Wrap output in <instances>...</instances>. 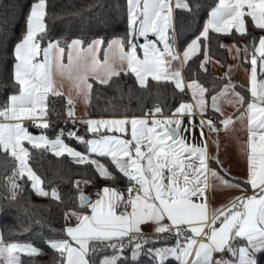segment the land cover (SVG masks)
Listing matches in <instances>:
<instances>
[{"label":"snow or ice","instance_id":"snow-or-ice-1","mask_svg":"<svg viewBox=\"0 0 264 264\" xmlns=\"http://www.w3.org/2000/svg\"><path fill=\"white\" fill-rule=\"evenodd\" d=\"M201 5L202 0H126L125 35L85 42L79 37L62 40L50 36V24L62 16L50 13L49 0L31 3L25 31L10 54L11 82L0 76V157L5 163L9 159L13 162L11 172L4 177L7 194H0V217L19 212L23 183L30 182L31 191L39 197L64 203L58 188L43 187L44 181L29 165L31 152L25 142L31 149L50 151L56 157L67 155L77 165L91 166L99 178L113 184L117 173L126 180L124 189L109 185L97 189L94 201L83 190L92 186L91 180L72 182L75 196L69 195V199L77 203L63 213V238L44 239L54 253L52 264H141L142 258L149 264H262L264 0H218L210 6L206 21L193 38L182 41L183 25L196 21ZM97 6L102 7L91 3L85 8L91 11ZM63 15L80 17L82 11H65ZM96 22L110 23L106 16H97ZM252 30L262 34L253 36ZM212 34L250 37L243 46L220 45L229 52L234 50V58L249 65L247 96L231 82V67L222 78L228 82L219 91L213 89L210 97L206 96L210 90L197 79L185 84L182 72L193 58L203 57L199 70L207 73L212 63ZM139 38L143 42H138ZM7 39V30L0 25V56L7 54ZM122 74L133 75L144 90L149 89L150 80L157 85L170 83L180 94L190 92L195 104L181 100L170 110L171 115L165 116L158 96L141 117L78 121L75 100L71 91L66 94L61 90L62 81H69L76 95L90 106L94 83L110 87ZM50 96H67L65 116L73 125H85L94 138L78 135V129L67 133L61 129L55 139L29 133L24 121L40 129L51 127ZM209 100L215 121L197 122L194 109L205 116ZM225 104L234 108L232 115L225 116ZM237 120L246 131L243 181L230 177L218 155H209L204 130L206 124L218 136L221 130L234 131ZM196 130L200 143L195 142ZM64 135L85 145V152L70 147ZM98 158L107 159L115 171ZM212 163L216 167H211ZM218 188L241 193L251 190L252 195L230 197L226 206L210 209L209 195L214 197ZM73 220L75 224L70 223ZM35 223L42 225L40 220ZM145 226L151 228L150 235L144 232ZM48 230L55 234V230ZM170 238H174L171 245L167 243ZM108 250L111 254L101 255ZM125 252L130 255L125 256ZM22 255L32 258L46 253L31 243L6 241L0 228V264H24Z\"/></svg>","mask_w":264,"mask_h":264},{"label":"trees","instance_id":"trees-1","mask_svg":"<svg viewBox=\"0 0 264 264\" xmlns=\"http://www.w3.org/2000/svg\"><path fill=\"white\" fill-rule=\"evenodd\" d=\"M33 0H0V25L6 28L7 37L4 48L7 54L0 56V76L3 77L7 83L11 82L12 72V58L11 51L13 45L21 38L25 31V17L29 12V8ZM218 0H202L199 15L195 22L188 21L183 25L180 39L182 41H189L197 33L200 26L207 19V11ZM96 3L102 5L92 8L91 11L86 10L85 5ZM81 10L80 17L63 15L65 11ZM50 13H58L62 19L55 24H50L49 35L53 37H60L63 39L82 38L85 42L95 37H102L106 41L114 36H124L127 32V11L126 0H49ZM103 19L105 16L110 23L107 25H100L96 22V17ZM71 21V26H68V21ZM262 33L252 30L253 36H259ZM250 37H240L239 35L226 36L212 34L210 45V55L212 59L219 61L223 67H227L230 62V52L226 48L220 47L229 42H233L243 46L248 42ZM44 45V44H42ZM193 58L189 63V67L184 68V76L189 82L191 79H197L204 87L210 91L206 96L210 97L215 89L219 91L227 80L222 79L225 74L215 72L209 64L207 73L199 70V61ZM196 73V75H193ZM149 89L144 90L138 87L135 77L131 74L121 75L114 78L111 86H101L94 83L91 104L88 105L90 116H112V115H142L145 111L151 109L153 104L157 101L164 106V114H171V109L178 106L181 100H190L189 92L187 94H180L174 89L170 83L157 85L155 82L149 81ZM8 91H12L11 88ZM175 97V98H173ZM3 96H0V100ZM49 120L51 127L43 129L50 138L56 137L59 130L63 129L65 133L70 130L78 129L77 134L89 137L86 132V127L83 124L77 123L73 125L71 121L65 116L66 110V96L65 97H49ZM207 114L213 115L210 108ZM206 114V115H207ZM80 121V120H78ZM73 146L83 147L74 139H69L67 135L62 137ZM31 158L29 159L30 166L38 173L44 181L43 186L50 190L58 188L60 194L64 197V203L53 201L50 198H42L35 195L30 189V182L23 183L24 192L18 199V213H11L0 217V228L4 230V239L9 242H31L38 248L42 249L46 255L38 257H28L22 255L24 264H52L54 253L44 243L45 238H63L60 230L66 226L63 218V213L67 209L76 207V200L69 199V195L75 196L72 191V182L83 181L85 179L91 180L96 185L95 191L102 186L109 185L124 189L126 187V180L117 173V179L113 184L99 178L93 171L92 167H85L77 165L72 161L71 157L67 155L63 157H56L50 151L35 150L29 147ZM107 164L110 170L115 171L107 159L98 158ZM13 162L9 159L7 163L4 162L3 157H0V194H7L3 187L4 177L11 172ZM7 168V173L5 172ZM26 179V178H25ZM83 187V185H82ZM86 191V189H83ZM17 216L19 219H17ZM40 220L42 225H38L35 221ZM55 230L50 232L48 229ZM11 229V231H9ZM30 229V230H29ZM151 234V233H146ZM167 243L169 245L174 243V238H170ZM111 254V250L108 253ZM130 253L125 252V256ZM98 259V257H96ZM262 264H264V257H261ZM141 264H149L148 260L142 258ZM167 264H177L175 261L167 262Z\"/></svg>","mask_w":264,"mask_h":264},{"label":"crops","instance_id":"crops-1","mask_svg":"<svg viewBox=\"0 0 264 264\" xmlns=\"http://www.w3.org/2000/svg\"><path fill=\"white\" fill-rule=\"evenodd\" d=\"M154 38V37H150ZM138 42H143L142 38L138 39ZM233 42H229L226 45L227 46H232ZM45 46V45H42ZM235 57V51L233 50L230 52V62L227 67H222L221 63H216L217 60L212 59V63H210L212 69L219 73V74H226L227 68L231 67V73H230V79L233 84L237 86V91H240L244 95H248V93L245 91V89L248 86V79H249V74L246 71V69L249 68L248 64L242 63L241 59L234 58ZM102 58V56H101ZM67 61H65L66 63ZM182 75L184 77V82L185 84L188 83L184 76V72H182ZM57 81L60 82L61 78L56 77ZM91 82V81H90ZM63 83V88L61 89L64 91L66 94H68L71 91L72 98L75 100V112H76V119L77 120H87V119H100V118H112V117H123L127 116L129 118L131 117H141L142 115H112V116H90L89 111H88V105H86L83 102V99L79 96L76 95V92L72 89V85L70 84L69 81L66 79L62 81ZM190 94V100H186L185 102L195 104V101L193 97ZM67 98V96H66ZM224 108V114L225 116L232 115L234 112V108L227 106L226 104L223 105ZM196 112L195 115V120L199 122L201 119L208 120V119H213L215 121V117L213 115H205L201 117L199 110L194 109ZM165 116H170L171 114H164ZM149 119H151V116H149ZM49 120V117H48ZM183 120L185 121V124L187 123L188 117L185 116L183 117ZM7 123L8 121H3ZM39 122V121H37ZM24 124L26 125L29 133L33 135L34 132L45 134L47 133L40 128L34 127L32 122L30 121H24ZM217 127H220V125H216ZM205 135L207 137V142L209 145L208 152L209 155H218L219 159L223 162V168L228 171L229 175L231 178L237 180V181H243L246 179V156H245V145L244 142L246 140V131L244 128V125L241 121L237 120L236 123L234 124V131H228L225 132L223 130L220 131L219 135L217 136L215 133L211 132L208 130L207 125L205 124ZM119 135V134H117ZM48 136V135H47ZM49 139H55L50 138ZM94 138L92 135H89L86 139ZM65 142L72 148L80 151V152H85L86 148L85 145L82 144L81 147L73 146L70 143H68L66 140ZM195 142L200 143V135H199V130H196L195 132ZM216 144L219 145V147H216ZM26 147H30V145L25 142ZM211 167H216L214 163L210 164ZM211 182V181H210ZM215 183H218L215 182ZM103 187V186H102ZM101 187V188H102ZM100 188V189H101ZM91 196V199L94 201L97 196L94 195L96 191L93 193H90L88 191H85ZM252 195L251 190H248L244 193L239 192L236 189H220L218 188L215 192L214 197L212 195H209V207L211 208H220L221 206H226L228 204V200L230 197L234 196H239V195ZM71 224H75V220L70 222ZM144 232L145 233H151V228L148 226L144 227ZM59 239V238H58Z\"/></svg>","mask_w":264,"mask_h":264},{"label":"rangeland","instance_id":"rangeland-1","mask_svg":"<svg viewBox=\"0 0 264 264\" xmlns=\"http://www.w3.org/2000/svg\"><path fill=\"white\" fill-rule=\"evenodd\" d=\"M65 61H66V59H65ZM34 134H37V135H40V133H35L34 132ZM30 165V164H29ZM32 168V167H31ZM33 169V168H32ZM34 170V169H33ZM35 171V170H34ZM36 172V171H35ZM37 173V172H36ZM37 175H38V173H37ZM44 187V186H43ZM45 188V187H44ZM95 188H96V185L94 184V183H92V186L91 187H87V188H85L86 189V191H88V192H90V193H93L94 191H95ZM46 189V188H45ZM47 190V189H46ZM19 243H31V242H19ZM31 244H33V243H31ZM34 245V244H33ZM34 246H36V245H34ZM37 247V246H36Z\"/></svg>","mask_w":264,"mask_h":264},{"label":"built area","instance_id":"built-area-1","mask_svg":"<svg viewBox=\"0 0 264 264\" xmlns=\"http://www.w3.org/2000/svg\"><path fill=\"white\" fill-rule=\"evenodd\" d=\"M216 125H219L218 123ZM208 128V127H207Z\"/></svg>","mask_w":264,"mask_h":264},{"label":"water","instance_id":"water-1","mask_svg":"<svg viewBox=\"0 0 264 264\" xmlns=\"http://www.w3.org/2000/svg\"><path fill=\"white\" fill-rule=\"evenodd\" d=\"M86 193V192H85ZM86 194H88V193H86Z\"/></svg>","mask_w":264,"mask_h":264}]
</instances>
